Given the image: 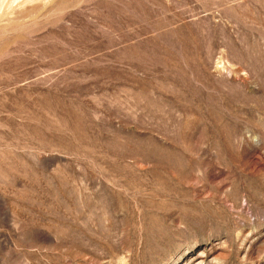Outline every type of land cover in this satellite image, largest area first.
I'll return each mask as SVG.
<instances>
[{"label": "rangeland", "instance_id": "1", "mask_svg": "<svg viewBox=\"0 0 264 264\" xmlns=\"http://www.w3.org/2000/svg\"><path fill=\"white\" fill-rule=\"evenodd\" d=\"M0 264H264V0L0 5Z\"/></svg>", "mask_w": 264, "mask_h": 264}, {"label": "bare ground", "instance_id": "2", "mask_svg": "<svg viewBox=\"0 0 264 264\" xmlns=\"http://www.w3.org/2000/svg\"><path fill=\"white\" fill-rule=\"evenodd\" d=\"M5 2H6V0H0V5H2Z\"/></svg>", "mask_w": 264, "mask_h": 264}]
</instances>
